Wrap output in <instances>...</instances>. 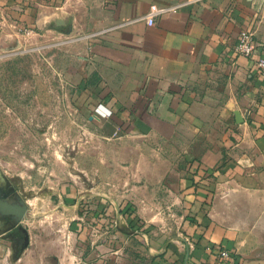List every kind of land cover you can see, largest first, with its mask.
I'll use <instances>...</instances> for the list:
<instances>
[{
  "label": "crops",
  "instance_id": "0c3cea01",
  "mask_svg": "<svg viewBox=\"0 0 264 264\" xmlns=\"http://www.w3.org/2000/svg\"><path fill=\"white\" fill-rule=\"evenodd\" d=\"M182 1L0 0V52L39 39L83 45L96 78L95 108L112 111L98 117L144 142L145 163L157 142L154 155L166 167L154 176L142 170L132 196L138 204L145 189L165 188L183 215L165 240L149 218L130 211L126 230L135 242L124 264H224L221 250L234 264H264L250 255L264 251L252 249L264 229V76L255 62L264 56V0H202L147 24L152 5ZM246 30L254 32L252 58L237 51ZM84 197L65 187L72 216ZM100 212L99 222L117 217ZM96 247L92 264H114L111 240Z\"/></svg>",
  "mask_w": 264,
  "mask_h": 264
},
{
  "label": "rangeland",
  "instance_id": "374dc122",
  "mask_svg": "<svg viewBox=\"0 0 264 264\" xmlns=\"http://www.w3.org/2000/svg\"><path fill=\"white\" fill-rule=\"evenodd\" d=\"M65 41L0 52V243L7 255L0 264H92L96 246L108 248L110 240L117 251L111 262L124 264L135 242L126 230L130 211L149 218L165 240L180 226V206L165 188H147L135 203L136 177L164 166L154 155L157 142L145 163L144 142L98 117L84 46ZM66 186L85 196L74 216L62 198ZM98 209L102 219L117 217L98 224ZM253 244L264 250V229ZM250 255L264 261V251Z\"/></svg>",
  "mask_w": 264,
  "mask_h": 264
},
{
  "label": "built area",
  "instance_id": "2783aa9c",
  "mask_svg": "<svg viewBox=\"0 0 264 264\" xmlns=\"http://www.w3.org/2000/svg\"><path fill=\"white\" fill-rule=\"evenodd\" d=\"M202 0H184L176 6H165L160 7L158 5H152L150 12L146 16L147 24L152 26L155 24V20L158 16L167 14V13H175L180 8L189 5L198 3ZM1 10V5H0ZM256 49V44L254 40V32L250 30L243 31L239 37V44L237 46V51L247 58H252ZM256 65L258 67L261 75L264 76V56L258 58L256 61ZM97 113H99L103 118H109L112 115V111H103L101 110V106L97 108ZM219 260L224 264H234V258L232 254L228 250H221L218 254Z\"/></svg>",
  "mask_w": 264,
  "mask_h": 264
},
{
  "label": "water",
  "instance_id": "95a60500",
  "mask_svg": "<svg viewBox=\"0 0 264 264\" xmlns=\"http://www.w3.org/2000/svg\"><path fill=\"white\" fill-rule=\"evenodd\" d=\"M58 24H60V22H59ZM236 116H237V119L240 121V117H241V115H240L239 112H236ZM241 122H242V120H241Z\"/></svg>",
  "mask_w": 264,
  "mask_h": 264
},
{
  "label": "trees",
  "instance_id": "16d2710c",
  "mask_svg": "<svg viewBox=\"0 0 264 264\" xmlns=\"http://www.w3.org/2000/svg\"><path fill=\"white\" fill-rule=\"evenodd\" d=\"M129 213H132V212H129ZM133 223H134V220L133 221H131V225L135 228H137V226H135V225H133ZM137 229H139V228H137Z\"/></svg>",
  "mask_w": 264,
  "mask_h": 264
}]
</instances>
